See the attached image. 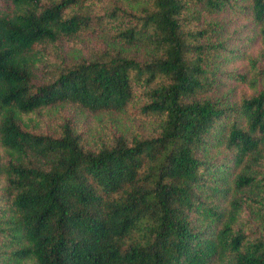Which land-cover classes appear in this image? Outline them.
Instances as JSON below:
<instances>
[{
  "label": "trees",
  "instance_id": "1",
  "mask_svg": "<svg viewBox=\"0 0 264 264\" xmlns=\"http://www.w3.org/2000/svg\"><path fill=\"white\" fill-rule=\"evenodd\" d=\"M227 10L258 40L241 72L198 26ZM56 104L150 126L87 148L32 130ZM0 264H264V0H0Z\"/></svg>",
  "mask_w": 264,
  "mask_h": 264
},
{
  "label": "rangeland",
  "instance_id": "2",
  "mask_svg": "<svg viewBox=\"0 0 264 264\" xmlns=\"http://www.w3.org/2000/svg\"><path fill=\"white\" fill-rule=\"evenodd\" d=\"M198 26H214L216 36L215 43H224L222 58H227L220 72H241L246 68L244 56L249 52H256L258 40L255 30L247 19L230 11L215 14H198ZM106 38L103 33L89 35L88 40L77 48L70 44H64L62 51L70 62L77 57L88 54L92 49L105 45ZM133 54L132 50H129ZM231 51V52H230ZM231 53V54H230ZM222 85L217 87V97L226 96L228 99L249 94L246 87L239 85L224 76H217ZM233 80V79H232ZM33 131L53 135L58 131L60 124L69 122L80 134L82 142L87 148H93L115 134L129 136L135 132L144 133L149 129L148 119L139 117L136 108L127 109L124 112L89 113L67 104H56L45 107L29 117Z\"/></svg>",
  "mask_w": 264,
  "mask_h": 264
}]
</instances>
